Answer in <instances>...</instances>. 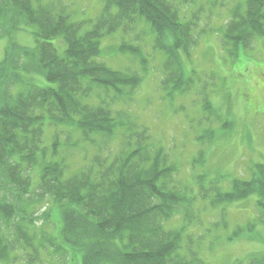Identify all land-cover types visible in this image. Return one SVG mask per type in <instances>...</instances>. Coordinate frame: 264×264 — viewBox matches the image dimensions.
<instances>
[{"label": "trees", "instance_id": "obj_1", "mask_svg": "<svg viewBox=\"0 0 264 264\" xmlns=\"http://www.w3.org/2000/svg\"><path fill=\"white\" fill-rule=\"evenodd\" d=\"M102 1L85 26L55 2L0 0L7 38L0 60V224L9 232L0 233V260L9 248L23 252L38 240L52 261L57 255L72 264H201L198 249L180 242L189 218L182 207L192 197L174 182L178 168L171 150L126 112L141 74L107 66L99 42L149 23L154 46L168 56L162 83H173L172 94L185 77L180 57L199 44L211 19L200 26L197 13L183 14L180 0ZM218 5L227 17L216 32L226 52L233 57L257 42L264 45V0ZM18 24L30 27L35 46L14 65ZM71 164L77 168L69 175ZM256 168L251 178L235 179L228 191L217 192V200L255 194L253 221L263 236L251 238L264 244V167ZM41 199L47 205L35 215ZM179 214L180 226L170 224ZM37 221L49 229L35 231ZM242 232L239 227L235 234ZM33 256L27 260L39 253ZM249 257L246 264H264V249Z\"/></svg>", "mask_w": 264, "mask_h": 264}, {"label": "rangeland", "instance_id": "obj_2", "mask_svg": "<svg viewBox=\"0 0 264 264\" xmlns=\"http://www.w3.org/2000/svg\"><path fill=\"white\" fill-rule=\"evenodd\" d=\"M43 1L55 2L71 20L84 21L85 26L103 8L102 0ZM224 1L180 0L178 5L183 14L197 13L202 27H206L208 19L211 22L209 29L201 32L199 44L190 55L180 57L186 69L183 70L185 77L172 94L168 92L173 83H162L168 75V70L163 68L168 56L154 46L149 23L134 30H117L99 42L100 59L107 66L137 69L141 74L126 112L131 119L149 127L155 142L171 150V159L178 168L174 182L188 199L192 197L182 207V213H187L189 218L185 219L187 226L180 233V242L182 246L187 244L198 249L201 264H246L251 252L264 249L262 241L251 238L263 236L261 227L253 221L255 194L231 202L217 200V192L228 191L235 179L251 178L257 172L258 163L264 166V45L257 42L253 48L233 57L226 52L216 34L227 18L225 11L220 12L223 7L218 5ZM2 25L0 60L7 44ZM12 34L16 45L14 65H18L21 54L31 52L35 40L30 27L22 24ZM122 43L138 49L127 46L120 49ZM57 49L61 53L63 47ZM177 94L181 96L175 98ZM76 168L77 164L69 165L68 174ZM46 205L47 199H41L34 204L33 213L40 214ZM180 222L181 214L170 224L179 227ZM35 225V231L49 229V225L39 221ZM239 227L243 232L236 235ZM6 231L7 227L1 223L0 233L9 236ZM43 250L38 240L34 246H25L23 252L9 248L8 258L1 259L0 264H72L69 260L57 259V255L52 261ZM34 253H39L40 259L37 256L35 260H27ZM13 255L17 259L11 261Z\"/></svg>", "mask_w": 264, "mask_h": 264}]
</instances>
